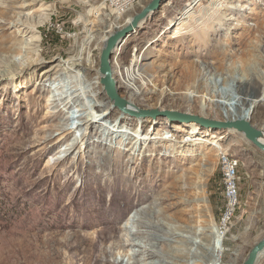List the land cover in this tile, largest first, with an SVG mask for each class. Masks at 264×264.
Here are the masks:
<instances>
[{"label":"rangeland","instance_id":"1","mask_svg":"<svg viewBox=\"0 0 264 264\" xmlns=\"http://www.w3.org/2000/svg\"><path fill=\"white\" fill-rule=\"evenodd\" d=\"M150 1L141 0L121 14L106 0H36L21 10L19 1L9 3L15 9L0 21V74L5 69L15 71L4 78L0 75V264H16L18 251L25 252L33 233L59 227L76 230L91 222L113 225L122 230L124 239L143 246L139 234L163 237L168 229L196 241L200 239L192 232H205L206 227L207 239L210 229L221 236L217 252L213 256L207 252L206 259L200 255L185 259L189 246L180 247L178 236L168 243L151 241L158 255L175 256L165 257L173 264H208L211 257H219V264H243L264 236V154L239 134L183 125L161 116L142 118L134 140L133 130L140 120L126 116L128 122L120 123L119 117L114 119L113 104L100 100L103 95L96 83L102 48L96 41L85 43L100 39L106 31L114 33ZM189 9L190 19L175 34ZM202 21L208 26L205 30ZM3 47L11 48L10 52L4 53ZM131 58L135 65L128 69ZM73 59L81 64L78 70L56 68L42 77L44 71ZM111 62L112 70L127 74L118 83L119 96H131L140 110L223 121L238 109H250L251 123L264 127V0H168L114 50ZM26 63L29 69L16 72ZM190 92L194 98L188 96ZM69 95V100L75 98L71 110L66 114L61 105L59 112L57 100ZM86 96L105 110L106 123L83 126L78 117L92 111ZM67 117H72L69 135L59 130L67 128ZM112 120L117 130L105 134L106 126H114ZM175 125L194 126L200 138L213 137L217 149L214 144L188 140L191 151L181 153L176 146L189 133ZM143 136L152 138L142 144ZM219 152L238 161L239 205L224 236L218 230L225 206ZM198 176L203 178V202L194 190ZM136 213L148 221L149 228L132 221ZM112 243L117 240L107 246ZM124 249L131 253L139 247ZM204 250L198 248L197 254ZM149 257L138 252L131 261ZM111 259L125 263L127 256L116 250ZM257 264H264V254Z\"/></svg>","mask_w":264,"mask_h":264},{"label":"bare ground","instance_id":"2","mask_svg":"<svg viewBox=\"0 0 264 264\" xmlns=\"http://www.w3.org/2000/svg\"><path fill=\"white\" fill-rule=\"evenodd\" d=\"M1 1L2 2L0 5V21L1 20L5 21V19L10 17L9 16L10 10L15 9L10 4H12V3L14 4L16 0H12L11 2L9 0H1ZM17 1H19L22 5V7L19 8L21 10L23 8L30 7L32 5L31 2H34L36 0H17ZM189 11H190V9L187 10L185 14H183L182 22L178 23V25H177L178 27L175 30V34H179L181 28L184 26L183 22L187 19H190V16H188ZM16 15L21 16L22 13H17ZM44 20L46 21L47 18ZM130 21H131V16L127 17L121 25H119L117 27L114 25L116 27L115 31L120 30V29L128 26L130 24ZM200 24L202 25V29L205 30L208 28V26L206 25V23L204 21L200 22ZM213 24H214V22H213ZM215 24H216V22H215ZM9 25H10V23H9ZM25 26H26V24H25ZM112 29H114V28H112ZM33 30H35V29H33ZM107 32L108 31H106L105 35H103L98 40H94L93 38H89L88 41L85 43V45L89 46L93 41H96V43L99 44V46L102 48L105 45L107 37L110 34H112V33H107ZM20 43H21L20 45H22V46L26 45L25 41H22ZM22 48H24V47H22ZM4 49H5L4 53L8 54V52H10L11 48L8 50H6V48H4ZM81 50L82 49H80V51ZM18 52L20 53V51H18ZM131 59L132 60L129 62L128 69L130 67H133V65H135L133 58H131ZM30 63H32V62H30ZM30 63L21 64L20 67H16V69H17L16 72L18 70H21L23 67H24L23 69H25L26 67L28 68ZM80 66H81V64L79 63V61L76 59H73V60L68 61L66 64H64L61 67L55 66L52 69L44 71L42 77H45V76L47 77L56 68H57V71H61V70H63V71L72 70L73 71V70H78V68ZM14 72L15 71H13V70L5 69L3 72H1L0 75H2L4 78L6 76L13 75ZM112 76L116 82V89H117V93L119 95V91H118V85L119 84L118 83H121L122 81H124L125 76L127 77V74H126V72L124 73V72H121V70H118V69L116 70L115 68H113ZM99 80H100V77L98 75V82L96 84L98 85L99 89L101 90L100 93L103 95L102 97H100V100L101 101L102 100L110 101L107 98L106 93L103 90V87L99 84ZM134 80H136V79H134ZM40 83H41V80H40ZM125 88L131 90L130 85H125ZM132 91H133V89H132ZM192 93L193 92H190L188 94V96L190 98L191 97L194 98V95H191ZM70 95L66 98H60L57 100L56 108H60V109H58L59 112L61 111V107H60L61 105H63V109L66 110V114H68V112L71 110V108L74 104L73 102H74L75 98H73L72 100H69ZM86 99H90L88 102V107L92 111H91V113H88L86 116H79L78 117L83 122L82 123L83 126H86V127L94 126L99 121H104L106 123L107 122V120H106L107 114L105 113V110L103 111L101 109V106H98L95 103V101L92 100L91 98H89V97L87 98V96H86ZM124 100H126V102H127L128 109L140 110L141 107L140 106L137 107V105L135 103V99H133L131 96L128 97L127 99H124ZM55 102L56 101H54V103ZM108 104L112 105V102L110 101ZM108 104H107V106H108ZM226 106L224 105V107H226ZM102 107L105 108L106 106L104 105ZM200 109H201V111L204 110V106H201ZM87 110L88 109H84L83 112H86ZM115 111H116L117 117L114 119L118 120V117H119L118 122H120V123H124L125 121L128 122L129 119L126 118V115H123V114L120 115L119 113H117V112H119L117 108H115ZM88 112H90V111H88ZM249 115H250V109L246 110V109L241 108V109H238L234 115L232 114L231 117L226 115L224 118L223 117L222 118L224 120H226V119L232 120V119H239V118H244L246 120H250ZM138 119L140 120V122H139L140 125L138 124L136 126V128L133 130V132H134L133 135L135 136L134 140L139 135L141 127H142V122H143V120H141L142 118H138ZM113 120H112V124L114 126H112V127L106 126L104 128L105 134H109V133L112 134L113 132H115L117 130V129H115V127L117 128V125L114 124L115 122ZM71 122H72V117L71 118L67 117L65 120V124H64L67 128L65 129L64 127H60L59 130H62L63 132H67V135L71 134L72 128H70V127L68 128V126L71 125ZM109 125L110 124H108V126ZM78 126L75 128V130H77ZM138 126H140V127H138ZM62 128H64V129H62ZM183 128L187 129L189 134H187L185 136V138L183 137L182 140L180 142H178V146H176L177 149H179L181 153L185 154V153H188L191 151L189 149L190 145L187 144L188 140H191L193 142H198L199 145H208V146L210 145L211 146L214 144L213 147L217 149L218 146L216 145V142L212 141L213 137L212 138H209V137L200 138L201 136L198 135L200 133V130L196 129L192 125H189L187 127H182V126H178V125L176 126V129H179V130L183 129ZM261 129L264 130V127H262ZM151 138L152 137L143 136L140 138L139 141L142 144H145V142L148 139L150 140ZM262 142L264 143V137L262 139ZM136 143H137V141L134 143V145ZM132 148L133 147L131 146V149ZM202 182H203V178L201 176H198L197 182L195 183L196 185L194 186V190L196 191L197 196H199L200 202H203V198H200V195H202L204 193ZM132 221H134V223L136 222L137 224H139L140 228H143L144 230H145V228L147 229V227H148V221L142 217L141 213H136L134 215ZM92 227H100V226L95 224L94 222H91V223H82V224L78 225L76 230L65 231V228L59 227V228H55L53 231H51L49 233H44V232L33 233L32 235L34 236V238H33L31 243L30 242L28 243V246H27L25 252L21 249L18 251L16 264H173L172 262L165 259V257L171 258L173 260L175 256L171 257L168 253L167 254L159 253V255H158L155 251H153V248L156 246V244L155 243L151 244V241H156V242H160V243H168L170 238L173 239V236H178L179 240H178V243L177 242L176 243L178 245L180 244V247L189 246L185 250V253H186L185 259L195 258V257H197V255H198V257L200 255L202 258L206 259L208 253H211L213 256L214 250L217 252L216 242H218V240H221V236H219V233L215 229L209 230L210 237H208V239H207V235H208L207 234L208 229L206 230L207 227L203 229V231L205 230V232H201L198 234H195L191 231L193 235H196L197 239H200L199 241L189 240L187 237L179 234L180 231H178L176 229L175 230L174 229L173 230L168 229L166 233H163V237L158 236V235L157 236L151 235L152 237L151 236L149 237L147 235L148 233L147 234L146 233L145 234H139L138 239L143 241V243H145V246H143L141 244L133 243L132 240L124 239L123 236L120 234L122 230L118 229L117 227H115L113 225L100 227L93 234H90V233H88V230ZM46 228H48V229L52 228L53 229L54 227H46ZM42 230H44V228ZM188 231H186V232H188ZM191 232L189 231L188 233L191 234ZM182 233H184V231ZM113 240H117V243H112L110 246H107V244L111 243ZM201 241H203L204 243ZM127 246H129V247L137 246V247H139V249H137L135 251L130 250L132 252L128 253V251H126L124 249ZM198 248L199 249L203 248V250L205 249L204 251H206V252H202L203 254H200V253L197 254ZM116 250L121 251L122 257L127 256V261L125 263L123 260L116 261V260L111 259V258H114ZM138 252L148 253L150 255V257L148 259L143 258L138 262L131 261V259H132L131 257L134 256ZM218 254H220V249L218 250ZM263 254L264 253H262L261 255H263ZM172 255H174V254H172ZM208 264H219V257L217 259H213V260L211 257L210 261H208Z\"/></svg>","mask_w":264,"mask_h":264},{"label":"water","instance_id":"3","mask_svg":"<svg viewBox=\"0 0 264 264\" xmlns=\"http://www.w3.org/2000/svg\"><path fill=\"white\" fill-rule=\"evenodd\" d=\"M168 0H151L140 12L131 17L130 24L120 30L110 34L99 53L98 75L100 77L99 84L103 87L107 98L112 102L113 107L117 108L123 115L132 118H156L158 116L165 117L169 121L179 124H196L200 128L218 131L219 133H236L243 137L257 151L264 154V130L254 126L250 120L244 118L232 120H211L201 116H194L179 112H159L156 110H131L127 107V102L121 98L116 89V82L112 76L111 59L114 50L118 48L127 36L131 35L138 29L147 19L152 17L160 8V6ZM264 253V236L257 241L249 250L243 264H256L259 256Z\"/></svg>","mask_w":264,"mask_h":264},{"label":"built area","instance_id":"4","mask_svg":"<svg viewBox=\"0 0 264 264\" xmlns=\"http://www.w3.org/2000/svg\"><path fill=\"white\" fill-rule=\"evenodd\" d=\"M141 0H106L107 5L116 13H126ZM218 163L224 188L225 206L220 218L219 232L224 236L230 229L238 203V161L227 153L219 152ZM222 236V238H223ZM223 254V248H222Z\"/></svg>","mask_w":264,"mask_h":264}]
</instances>
